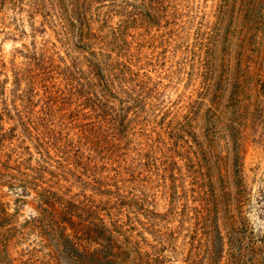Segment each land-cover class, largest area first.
Masks as SVG:
<instances>
[{
  "label": "rangeland",
  "instance_id": "obj_1",
  "mask_svg": "<svg viewBox=\"0 0 264 264\" xmlns=\"http://www.w3.org/2000/svg\"><path fill=\"white\" fill-rule=\"evenodd\" d=\"M0 264H264V0H0Z\"/></svg>",
  "mask_w": 264,
  "mask_h": 264
}]
</instances>
